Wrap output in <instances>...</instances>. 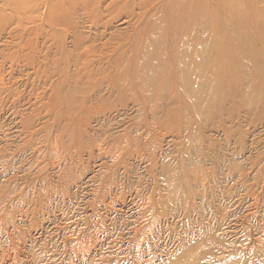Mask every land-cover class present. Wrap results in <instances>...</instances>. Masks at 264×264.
<instances>
[{
  "label": "rangeland",
  "instance_id": "rangeland-1",
  "mask_svg": "<svg viewBox=\"0 0 264 264\" xmlns=\"http://www.w3.org/2000/svg\"><path fill=\"white\" fill-rule=\"evenodd\" d=\"M0 264H264V0H0Z\"/></svg>",
  "mask_w": 264,
  "mask_h": 264
},
{
  "label": "bare ground",
  "instance_id": "bare-ground-1",
  "mask_svg": "<svg viewBox=\"0 0 264 264\" xmlns=\"http://www.w3.org/2000/svg\"><path fill=\"white\" fill-rule=\"evenodd\" d=\"M220 1H222V0H220ZM222 3H224V2H222ZM232 4H234V2H232ZM22 5H24V3H22ZM224 6H227V5L225 4ZM194 12H195V16H196L197 11L193 10V13ZM171 17H173L172 14H171ZM173 23L178 24L179 22H173ZM171 24H172V22H171ZM153 28L155 30V33L157 34L162 30V25H160L159 23H157V24L155 23L153 25ZM172 34H173L174 38L176 39V44L175 45L173 44L171 51L168 53H170V55L173 56L172 61L177 66V69L180 73V78L182 77V83L189 84L191 79L194 78L193 76L195 74H196L197 78L200 77L193 70L195 68H203V66L206 62V58L208 57L207 53H204V50H202V51L197 50L196 52L191 51L189 49L188 39L185 36H182L179 39V36L175 37V34L173 33V31H172ZM178 39H179V41H178ZM159 51H160V46L158 45V43H157V45H155V43H154L152 52L145 54L143 62H148L150 59L153 61H151L150 64L145 66L144 76L142 78H140V80L138 79L140 87L146 88L149 92V96H151V97L153 96V94L161 93L163 91V87L165 85V80L163 78L164 63H161L162 59L159 58V56H158L160 53ZM235 67H234V69L231 70V72H233V73L230 75H226L227 77L232 76V78L235 79V77L233 76V74L236 72ZM152 89H153V91H151ZM196 89H197V87H196ZM231 90L233 91V93L238 92L237 88L235 89V87H231ZM213 92H214V90L212 91V93ZM241 97H242L241 102H244L246 100V95H243V96L241 95Z\"/></svg>",
  "mask_w": 264,
  "mask_h": 264
}]
</instances>
